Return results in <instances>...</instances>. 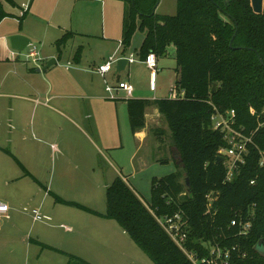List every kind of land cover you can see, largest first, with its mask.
<instances>
[{
  "label": "trees",
  "instance_id": "16d2710c",
  "mask_svg": "<svg viewBox=\"0 0 264 264\" xmlns=\"http://www.w3.org/2000/svg\"><path fill=\"white\" fill-rule=\"evenodd\" d=\"M121 1L124 47L139 31L144 34L142 58L149 53L164 56L167 47L175 48L176 97L130 99L127 108L135 131L144 126L145 109L156 106L171 133L177 171L151 180L148 203L121 178L106 190L104 214L59 197L56 202L115 221L154 264L192 262L153 214L158 218L180 214L186 223L185 247L198 259L209 258L210 248L218 246L228 251V264H264L256 250L260 241L264 248V168L258 166L257 154V149L264 151V0L259 15L253 13L250 0H176L175 14L162 17L155 14L158 0ZM6 16L0 4V21ZM66 40V35L58 40L57 48ZM79 56L78 52L75 58ZM230 111L235 113V128L252 143L244 164L227 182L225 162L217 164L216 157L228 145L223 133L211 128V117ZM208 196L213 198L210 208ZM232 221L237 225L231 226ZM68 258V264H89Z\"/></svg>",
  "mask_w": 264,
  "mask_h": 264
},
{
  "label": "crops",
  "instance_id": "0c3cea01",
  "mask_svg": "<svg viewBox=\"0 0 264 264\" xmlns=\"http://www.w3.org/2000/svg\"><path fill=\"white\" fill-rule=\"evenodd\" d=\"M0 1L8 15L0 21V202L8 206L7 215L0 223V234L6 231L3 244L10 247V257L0 259V264H64L63 255L68 264V255L79 257L60 249L59 234L62 229L66 234H73L75 230L57 224L63 220L58 206L64 204L57 203L55 197L74 202L66 200L64 193L91 183V172L103 173L97 158L107 162L105 169L114 171L116 176L112 181L121 178L127 185L151 165L173 164L176 172L171 133L156 106L145 109L144 126L135 131L131 130L127 108L130 99L171 98H165L162 86H157L158 68L156 72L149 71L139 54L144 34L138 59L130 46L122 45L124 4L121 0H71L74 8L78 6L74 22L67 20L66 11L58 8L64 0ZM96 12H99V24L94 18ZM24 21L52 27L41 36L34 33L36 26H25ZM13 34L38 40L41 57L37 54V68L29 66L27 60L11 50L6 37ZM65 35V44L56 50L53 43ZM91 36L101 38L100 54L85 58L83 53L78 59L77 52L71 56L73 49L66 54L69 44L74 48V38ZM119 58L134 61L123 64L119 71L114 63L105 75L97 73V66ZM51 59H55V64L37 71L38 63L43 68ZM172 71L174 92L176 71ZM162 76L170 81V73ZM147 77V87H141L139 82L143 83ZM121 82L134 87L131 95L118 88ZM118 92L122 95L116 96ZM175 97L176 94L172 99ZM127 142L131 144V152L127 175H123L124 165H118L119 170L112 168L102 151L111 154L125 149ZM85 149L92 150L89 157L80 159L81 165L78 159L73 163L75 151ZM79 169L83 177L73 173ZM155 177L160 178L154 175L151 180ZM110 185L107 184L106 190ZM129 187L142 200L137 188ZM33 211L49 219L37 221ZM41 244L62 253L43 249Z\"/></svg>",
  "mask_w": 264,
  "mask_h": 264
},
{
  "label": "rangeland",
  "instance_id": "374dc122",
  "mask_svg": "<svg viewBox=\"0 0 264 264\" xmlns=\"http://www.w3.org/2000/svg\"><path fill=\"white\" fill-rule=\"evenodd\" d=\"M58 8L59 10L61 9V11H66L67 20L72 19V22H74V19L77 15L78 6L74 8L71 0H64L62 5ZM106 12L107 10H105V15ZM175 12L176 0H158L157 7L155 9V14L157 16H173ZM94 18L96 20L98 19L99 24V12H96ZM24 22L25 26L30 24L28 21ZM30 26L32 28H35L33 26H36V28L34 29V33H38L41 36L46 35V32L50 31L52 27L46 25L38 26L33 22L30 24ZM98 27L100 28V26ZM92 30H96V28L93 27ZM142 36L143 34L141 32L135 31L130 41V50L136 59H138V48L142 40ZM73 41L74 48H72L71 44H69V46H67L68 50L66 52V54L68 55L69 52H71V49H73L71 55L72 57L76 52H79L80 55L84 53L82 56L87 58L98 55L103 51V48L100 46L101 44H103L100 37H76L73 39ZM56 42L53 43V46L57 50ZM31 44V47H28L23 52L19 53L22 60H26V55L28 54L29 49L32 47H35L38 58L41 57V45L38 43V40L32 39ZM174 58L175 48L173 46L167 47L166 56L157 57V68L160 72L157 80V86H162L163 94H165L166 96L165 98H172L175 95V93L172 92L174 79L172 77V70L176 68V62ZM27 62L29 66L37 68V62L33 63L32 59L27 60ZM59 64L62 63H58V65ZM38 65L39 68L42 69L41 63H38ZM165 73H170V81L166 77L162 76V74ZM108 81L110 82L112 80L109 79ZM139 85L141 87L144 85L147 87L148 77L144 80L143 83L139 82ZM115 95L119 96L122 95V93L118 92L115 93ZM112 121L116 122V118L115 120L114 118H112ZM130 145L131 144L127 142V146L125 147V149L113 151L111 152V154L107 151H102L104 156H106L108 162L112 165V168L119 170L118 165H124V168H126V170L122 171L123 175H127V170L129 168L128 162L131 152L129 149ZM52 149L54 150V148ZM91 151L92 150L89 151L88 149L82 151L76 150L75 152H77V154L75 155L73 163H75L78 159V162L81 165L82 162L80 159L86 160L89 157V154H91ZM47 156L49 155L47 154ZM97 162L100 168L103 170V173L98 174L97 172H91L90 174L88 172L87 174H90L89 180H92V182L89 184H84L85 187L80 188L79 190L75 189L72 192L64 193V198L66 200L77 202L85 207L92 208L95 211L104 214L106 186L107 184L110 185V183L113 182L112 180L116 175L114 174V171L112 169H105L107 165V162L105 164V160L97 158ZM80 170L81 169H79L78 171H73V173H77L80 177H83L84 175H82V171ZM174 171L175 168L173 164L151 165L148 171L137 176L135 179L130 180L128 184L137 188L142 200L145 201V203H148L150 200L151 178L154 175L161 178L163 176L171 174ZM79 185H82V183H80ZM58 208L62 210L60 217H62L63 220L58 221L57 224H62L64 227L72 228L75 230L73 234H66V230L62 229V232L59 234L60 249L64 250L66 253L78 256L79 258L87 261L90 264H154L148 258V256L144 254L125 233H123L122 229L115 221L107 220L98 216H93L74 207L59 205ZM5 232L6 231L0 234V241L2 240L0 244V259H3V261L8 260V257H10V247L3 244V239L5 238L3 234H5ZM62 259L64 261V264H67L68 259L65 255L62 256Z\"/></svg>",
  "mask_w": 264,
  "mask_h": 264
},
{
  "label": "built area",
  "instance_id": "2783aa9c",
  "mask_svg": "<svg viewBox=\"0 0 264 264\" xmlns=\"http://www.w3.org/2000/svg\"><path fill=\"white\" fill-rule=\"evenodd\" d=\"M31 47V46H29ZM37 52L35 47L29 49L26 55V60L32 59L36 62ZM128 63H132L134 60L128 58ZM115 60L110 59L109 61L96 67L97 73L100 75H105L113 68ZM145 66L151 71H157V58L153 53H149L143 60ZM118 88L124 90L127 95H131L133 88L127 83H118ZM109 90V88H108ZM211 128L214 130H220L224 139L228 145L226 149H221L218 151V156L224 157L226 172V181L231 182L233 179L234 171L244 164V156L247 154V145L252 143L251 137L245 136L241 131L235 128V113L230 111L226 114L216 113L211 117ZM258 154V166L264 168V151L257 149ZM208 207L210 208L213 198L208 196ZM8 212V206L0 202V223L4 217H6ZM33 217L37 221H42L49 219L48 217L40 215L37 211H33ZM157 223L161 228L167 233L170 239L179 247V249L187 256V258L192 262V264H228V251L222 252L218 246H213L209 251V258L198 259L194 253L188 251L185 247L186 233L184 229L186 227L185 221H183L180 214H175L173 216L166 217H156L153 214ZM241 224V223H239ZM237 225L236 221L231 222V226ZM249 223L243 225V230H246Z\"/></svg>",
  "mask_w": 264,
  "mask_h": 264
},
{
  "label": "water",
  "instance_id": "95a60500",
  "mask_svg": "<svg viewBox=\"0 0 264 264\" xmlns=\"http://www.w3.org/2000/svg\"><path fill=\"white\" fill-rule=\"evenodd\" d=\"M250 4H251V7H252L254 14L259 15L262 13V11H263V0H250ZM234 36L235 35H233L231 38L230 46L232 44ZM6 40L9 44L11 50H13L17 53L23 52L29 45H31V40L29 38H27L26 36L21 35V34L9 35L6 37ZM127 63H128V60L126 58H119L115 61V69L117 71H119V67L122 66L123 64H127ZM52 64H55V59L49 60L42 69H38L37 71H43V70L49 68ZM224 160L225 159L223 157H220V156L216 157V163L217 164L224 162ZM185 185H186V187H189V182H188L187 178H185ZM256 250L264 258V248L262 246V241H260L257 244Z\"/></svg>",
  "mask_w": 264,
  "mask_h": 264
}]
</instances>
